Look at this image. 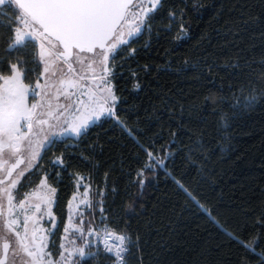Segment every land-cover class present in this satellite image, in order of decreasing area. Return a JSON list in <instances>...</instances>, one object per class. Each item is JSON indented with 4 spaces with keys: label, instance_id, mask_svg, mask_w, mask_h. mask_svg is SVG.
Returning <instances> with one entry per match:
<instances>
[{
    "label": "trees",
    "instance_id": "1",
    "mask_svg": "<svg viewBox=\"0 0 264 264\" xmlns=\"http://www.w3.org/2000/svg\"><path fill=\"white\" fill-rule=\"evenodd\" d=\"M14 13L0 5V69L26 61L35 85L39 44L11 47ZM146 24L110 60L114 113L26 178L56 189L58 233L88 181L128 264H264V0H162Z\"/></svg>",
    "mask_w": 264,
    "mask_h": 264
},
{
    "label": "snow or ice",
    "instance_id": "2",
    "mask_svg": "<svg viewBox=\"0 0 264 264\" xmlns=\"http://www.w3.org/2000/svg\"><path fill=\"white\" fill-rule=\"evenodd\" d=\"M161 2L162 0H148L145 6V0H0V5L15 4L18 9V13H14L15 18H9V30L14 41L11 47L34 48L38 42L39 60L33 63L39 66L42 62L44 65L43 73H38L34 87L24 81L37 72V69L25 67L26 61L10 64L7 75L0 69V172H3L5 177L0 179V185H4L0 188V197L6 198L7 201V216L4 204L0 202V217H4L5 229L3 234H0L4 256L0 264H5L10 247L14 248L12 264H17L20 254L29 258L23 260L21 257L23 264H59V261L52 259V252L46 251L47 233L39 226L40 219L52 216L51 205L56 189L47 185L45 177L40 183V191L24 193L23 198L14 203V199L20 196L17 186L25 172L21 170L15 179L8 178L12 177L13 172L25 163V160L27 167L31 168L33 161L40 157L38 149L43 148L45 142L55 143L51 140L54 133L44 134L43 139L40 138L45 126L52 127L50 120L59 122L60 118L64 117L61 135L70 132L79 137L86 133L92 123L113 113L109 100L115 102L116 96L111 88L101 89L97 85V89L101 92L106 90L108 96H98L97 92L91 89L83 91L85 85L81 81L85 77L76 74L73 64L81 65L82 70L86 65L88 70L94 71V64H103L109 59V54L114 55L117 52L119 45L129 44L125 36L133 37L140 33L142 28L148 27L146 21L152 18ZM84 54L93 56L90 58ZM97 57H100L99 61ZM57 62L62 63L57 65ZM54 65L58 66L61 72L63 66L67 67V72L58 80L59 87L56 81L45 80L42 84L39 78L47 75ZM104 71L106 72L107 68ZM74 75L77 78H73ZM51 76H57V72L52 71ZM49 88H56L54 99L59 100L63 95L67 103L58 104L57 108L53 109L51 102L46 99ZM36 89H40V92ZM69 89L76 91L70 92ZM29 92L32 93L33 100L37 95L41 96V100L30 104ZM82 96H86L87 100L81 99ZM148 155L151 156V153ZM51 163L63 165V159L58 157ZM140 183L143 184V181ZM13 190H16L15 195ZM88 195L86 190L80 203L91 208ZM87 223L90 225L91 221ZM84 224L85 221L81 219L71 230L81 238L85 232L89 235H100L95 228H85ZM56 227L53 220L52 228ZM69 230L67 227L64 229L66 233ZM104 234L103 250L112 254L117 264H124L125 256L132 245L131 238L112 232L108 228L104 229ZM109 238L118 243H110ZM60 247L63 248L64 245L61 244ZM76 253L84 257L85 249L77 248ZM88 254H92L90 249ZM59 255L63 258L62 254Z\"/></svg>",
    "mask_w": 264,
    "mask_h": 264
},
{
    "label": "rangeland",
    "instance_id": "3",
    "mask_svg": "<svg viewBox=\"0 0 264 264\" xmlns=\"http://www.w3.org/2000/svg\"><path fill=\"white\" fill-rule=\"evenodd\" d=\"M147 4H148V0H145V6H147ZM139 34L140 33L136 34L135 36H137ZM135 36H133V37H135ZM133 37L129 38V37L125 36V39H128L130 41ZM121 46H123V45H119L118 48H120ZM84 55H87L90 58L93 56L91 54H84ZM112 56H113V54H109V59L107 61H105L103 64H101L99 62L94 64L93 65L94 71L88 70L86 68V65L82 70L81 65L74 63L73 66L76 69V74H82L85 77V79L83 81H81V83L83 85H85L84 89H82L83 91H87L88 89H91V90L97 92L98 96H108L109 93L106 90L101 92L97 89V85H99L101 89L111 88L112 93L116 96L115 91H114V85H113V82L111 81V76H110V73H111L110 60H111ZM97 59L99 61L100 57H97ZM60 63H62V62H57V65H59ZM42 65H43V63H42ZM43 67H44V65H43ZM105 68H107L106 72L104 71ZM52 71H56L57 76H55V77L51 76ZM66 72H67L66 65L63 66V72L60 71L58 66L54 65L52 68H50V71L47 75L42 76L41 83L43 84L45 80L56 81L57 87H59L58 80ZM69 75H73V74L69 73ZM101 77H103L104 79H101ZM73 78H77L76 75H74ZM31 86L34 87L35 85H31ZM36 91L40 92V89H36ZM47 91H48L49 95L46 99L51 102L53 109H56L58 104L67 103V101H65L63 95H61L59 97V100L53 98L56 95V88H49V89H47ZM69 91L73 92L76 90L69 89ZM77 95H79V93H77ZM80 98L87 100L86 96H82ZM40 100H41V96H39V95H37L35 97V100H33L32 93L29 92V103L30 104L37 102V101H40ZM116 101H117V99L115 100V102H112L111 100H109V103L113 108V113L115 111ZM45 111H47V108H45ZM60 111H62V109H60ZM57 114H58V112H57ZM105 116H109V115H105ZM105 116H102L101 119H103ZM45 118H47V117H45ZM63 121H64V117H61L59 122L55 119L50 120L49 123H50V125H52V127L45 126L44 133L41 134L40 138L43 139V135L47 134V133H54L55 134V135L51 136V140H57V139L66 138V137L76 138L77 136H74L70 132L64 133L63 135H61V133L63 132V129H64ZM99 121H95L94 123L99 122ZM94 123H92L91 125H93ZM49 144L50 143L45 142L44 147L41 149H38L40 152V156H41L44 148ZM39 158L36 161H33V166L31 168L27 167V160H25V163H23L21 165V167L17 170V172L12 177V179L17 178V175L21 170H24V172H25L24 176L20 178V184L17 186V188L20 191V196H18V197H16V199H14V201H13L14 203H17L20 198H23V195L21 193V189H22L21 186L26 181V175L29 173V171L34 170ZM2 176H4V174H3V172H0V177H2ZM45 177H47V175L42 176L40 178V180L37 182H32L34 189L31 192H33L34 190H36V191L41 190L40 183L42 180L45 179ZM46 183H47V185H50L51 187H53L50 184V182L48 181V178L46 180ZM2 187H4V185H0V188H2ZM86 190L88 191V194H89L88 200H89L90 204L92 205L91 208L80 203V201L84 198L83 193ZM13 192L15 195L16 190H13ZM92 195H93L92 194V188H91L89 182L85 181L83 178H80L76 193L73 195V197H75V199H73V197H72L70 205H69V214H68V219H67L66 225L61 230L60 233H58L59 230L57 227L55 229L52 228L53 220H54L55 224L57 225V218H56V215L54 214V210H53L54 204L53 203L51 205L52 216L51 217L44 216L43 219L39 220V226L44 228L46 230V233H47L46 242L48 243V249H46V251H51L52 252V259L55 261H59V264H84V260L90 259V254H88L89 249L92 251L94 245L96 244L97 235H95V234L89 235L87 232H85L83 237L81 238L78 233H74L71 229L76 227L81 219H83L85 221V224H84L85 228H87V227L96 228V226L99 224V222H101V220L97 221L94 218L92 220L90 219V217H94V215H95V205L93 202ZM0 199H1V202H3V204H4L5 216H7L6 198L0 197ZM53 202H54V200H53ZM42 207H44V206H42ZM89 213H91V214H89ZM39 215L40 214L38 213L37 216H39ZM88 221H91L90 225L87 223ZM3 222H4V217H0V234H3V232L5 231ZM66 227L70 229L69 232H67V233L64 231V229ZM30 228H31V225H30ZM53 232L55 233V235H51V233H53ZM57 234H59V236H56ZM13 240H14V238H13ZM53 244L55 246H53ZM61 244L64 245L63 248L60 247ZM77 248H84L85 249V256L84 257H80L76 253ZM1 249H2V241H0V255H1ZM13 253H14V248L10 247L9 258H8V262L6 264H12ZM58 253L62 254L63 258H61V255H59ZM21 257H23V260L29 259L25 254H20V256L17 257V264H23V260L21 259Z\"/></svg>",
    "mask_w": 264,
    "mask_h": 264
},
{
    "label": "built area",
    "instance_id": "4",
    "mask_svg": "<svg viewBox=\"0 0 264 264\" xmlns=\"http://www.w3.org/2000/svg\"><path fill=\"white\" fill-rule=\"evenodd\" d=\"M30 178L31 177L26 178V181L24 182V184H22V189H21L22 195L24 193H30L34 189V186L32 184L33 181ZM105 228H108L110 231L117 233L109 223L99 222V224L96 226L95 229L100 233V235L97 236L96 244L94 245L91 251L92 254H90L91 264H117L115 257L112 254L107 253L103 250L104 249L103 241L105 239V234H104ZM109 242L113 244L118 243L113 238H109ZM128 254L129 253H127L125 256L124 264H128Z\"/></svg>",
    "mask_w": 264,
    "mask_h": 264
},
{
    "label": "water",
    "instance_id": "5",
    "mask_svg": "<svg viewBox=\"0 0 264 264\" xmlns=\"http://www.w3.org/2000/svg\"><path fill=\"white\" fill-rule=\"evenodd\" d=\"M99 51H100V50L98 49L97 52H99ZM91 55H93V54H91ZM73 65H74V64H73ZM21 165H22V164H21ZM21 165L19 166V168L21 167ZM19 168H18V169H19ZM18 169H16V171L13 172L12 177L14 176V174L17 172ZM12 177H11V178H8V179L10 180V179H12ZM3 178H5V177H4V176L0 177V179H3ZM0 202H1V199H0ZM9 252H10V249H9ZM8 258H9V253H8V257H7V260H6L5 264L8 262ZM2 259H4V256H3V249H1V255H0V260H2Z\"/></svg>",
    "mask_w": 264,
    "mask_h": 264
},
{
    "label": "bare ground",
    "instance_id": "6",
    "mask_svg": "<svg viewBox=\"0 0 264 264\" xmlns=\"http://www.w3.org/2000/svg\"><path fill=\"white\" fill-rule=\"evenodd\" d=\"M100 223H105V222H100ZM124 235H126V234H124Z\"/></svg>",
    "mask_w": 264,
    "mask_h": 264
},
{
    "label": "crops",
    "instance_id": "7",
    "mask_svg": "<svg viewBox=\"0 0 264 264\" xmlns=\"http://www.w3.org/2000/svg\"><path fill=\"white\" fill-rule=\"evenodd\" d=\"M54 202H55V197H54ZM54 202H53V204H54Z\"/></svg>",
    "mask_w": 264,
    "mask_h": 264
},
{
    "label": "flooded vegetation",
    "instance_id": "8",
    "mask_svg": "<svg viewBox=\"0 0 264 264\" xmlns=\"http://www.w3.org/2000/svg\"><path fill=\"white\" fill-rule=\"evenodd\" d=\"M3 243V242H2Z\"/></svg>",
    "mask_w": 264,
    "mask_h": 264
}]
</instances>
